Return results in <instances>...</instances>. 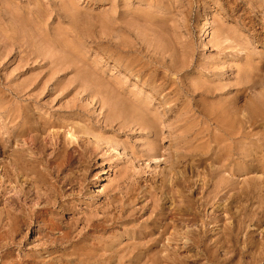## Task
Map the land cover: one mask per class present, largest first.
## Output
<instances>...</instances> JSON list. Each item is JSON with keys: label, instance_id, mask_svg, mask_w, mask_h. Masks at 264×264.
I'll return each mask as SVG.
<instances>
[{"label": "rangeland", "instance_id": "1", "mask_svg": "<svg viewBox=\"0 0 264 264\" xmlns=\"http://www.w3.org/2000/svg\"><path fill=\"white\" fill-rule=\"evenodd\" d=\"M68 1L72 5L70 3L68 4L73 6V9L77 12L76 27L73 26L75 24L70 25L71 23L66 20L67 18L63 17L64 15H62L61 18L57 13L60 9L59 5L61 3H65L64 5H67L68 9L72 8L66 4ZM38 14L39 16L42 15L41 21L34 18V22L32 17L35 15L38 16ZM15 17H17V19H15ZM106 22L108 23L106 24ZM115 23L120 27H118L119 29L116 27L120 30V32H118V34H120L116 37L117 39L114 37V41L121 42L123 40V44L126 42L130 43L132 46L130 45L128 47L131 51H129L127 45H125L127 48L126 52L123 51L122 49L125 50V48L124 46H121L123 45L122 43L115 41L116 45L114 41H112V37L117 36L116 33L115 35L108 36V34H110H107L108 29V32H110L111 29L112 33V29L115 28ZM112 26L114 28H111ZM71 29L72 31L74 29L78 35H76V33L73 34ZM116 30L115 32L118 31ZM108 38H112V43H110L111 41ZM107 40L111 45L107 43ZM133 45L135 46L134 48ZM116 46H118V48ZM114 47H116V49ZM117 49H120L122 52H118ZM113 57L116 59H113ZM118 58L121 59L119 60L120 63H117ZM246 59H250L251 61L254 60L256 64H259V67L256 66V70L254 68L255 66L252 67V70H250L251 67H248L249 71L247 70L246 72L247 68H245V64L247 65L248 63ZM114 60H117L116 63ZM122 60L124 63H122ZM134 60L137 61L136 64H134ZM130 62L134 65H131L130 69L126 68ZM125 63L128 65H125ZM137 69L139 73L135 72ZM139 69H142L144 72ZM240 69L244 71L242 73L246 75V77L255 75V77L252 76L251 79L255 78L257 79L256 82L259 83L258 85L255 82L252 83V86L254 87L257 85L253 89L250 83H247V81L251 80L250 77L248 78L250 80L244 79L248 84L247 85L244 82V85L246 84L247 87L250 85L253 89H247V92L243 93V95L246 94L245 96L237 94L236 92L240 87V85H238V88L236 87L237 83L239 80L243 82L242 77H244V75H239V72L241 71ZM141 71L143 73H141ZM153 71H155V74ZM146 75L147 78L149 75H153L151 78L152 83L150 81L151 84L148 81H145ZM203 76L204 78H201ZM196 77L197 79L195 80L194 78ZM153 78L156 80V85L162 84L165 88L167 87L165 90L168 91L169 89V91H158V85L156 86L154 84ZM191 78L195 81L198 80L197 82L192 80L195 85L190 83L191 85L197 87L198 84L204 81L205 83L203 82L202 84L205 88L206 85L207 88H209L210 86H208V84L213 80L211 83L217 84L218 88H215L217 91L219 90L218 93H224L222 91L226 90L225 93L229 92L226 94L228 98L230 97L232 99V97H236L237 101L239 100V103H237V101L235 102V98V100L232 99V101L233 103L235 102L239 104L240 106L236 105L241 108H244L245 106L250 107V105H247L250 102H253L254 105H251H253L254 108L261 106L259 104L257 105V103H264V0H0V173L2 166H5V164L8 163V155H10L12 151L22 147L21 145H24L25 151H37L38 145H41L42 143V139L46 145L44 151L46 150V154L50 155V153L60 147L62 141H67L66 139L70 141L72 139L70 137L71 135L65 133L70 130L68 131V128L65 129L64 126L67 125L70 128L72 127V130L73 126L74 128L77 127L76 129L80 126L82 129H85V126H87L89 131L86 129V134L76 133L77 135H73L74 137L71 141L73 144L75 142V145H71H77V150H83L81 147L79 148V142L76 136H84L92 142L91 145H89L91 142L87 143V148L89 150L94 149V151H97V155L92 157L93 159L90 163H83L81 165L78 163L75 164L71 171L73 173L71 174H73L72 176L77 181L76 187L72 190L68 186L66 188L68 194H74V199L72 201V203H74V208H72L70 212H64L61 207L57 206L53 212V216H57V220L61 219L59 222L63 227L64 225H67L65 228L69 225V227L74 225L73 227L76 226L78 228L76 221L79 218H84L86 214L88 216L92 214L93 216V211L95 213L98 212L96 214H99L98 216L102 217L106 216V214L109 216L110 211V217L112 219L117 217L115 220H118L117 222L120 223L121 220L118 215L120 214L121 216L123 213V217L128 216L130 214L128 211L131 210L133 213L130 214V216L132 215V218L129 216L130 220L128 219L129 217H124L126 219L122 218L130 222L133 220L132 223L129 222L128 226L130 227H127V225L121 226L116 223L118 225L115 224V228L111 233L107 231L108 234L107 232L104 234L101 233L99 236H102L104 240L108 237V240H106L109 244L111 243L110 241H112V245L114 244L115 246L113 245V247L115 248L120 241V245L117 246H121L122 249H126L127 247L131 248L132 245L130 244L133 243H128V241L131 242L130 240H135L134 242L139 240L141 243L136 242L133 245H136L137 243L141 245L144 241L146 242V240L141 241L140 239H135V237L139 236L141 238L142 236L139 235L141 234L139 231L144 229L145 224L143 223L147 222V225L150 222V220L149 222L147 220L153 212L151 210L153 208V203L152 198L150 197L152 194L154 195L153 199L156 198V201H160L161 199V202L158 201V203L162 204L161 207L165 206L167 209H174L175 206L179 205V202L183 200L182 196L188 195L200 199L203 187L205 186L203 184L207 183L206 181H209L210 179L209 171H211V168L209 169V166L207 165L198 164V158H194L196 160H191L194 155L195 157L199 156L198 154H195L199 153L196 148L198 145L194 147V144L198 143L195 134L199 128V120L198 124H195L196 122L194 123L198 117L196 109L202 106V102L205 101V98L203 99L202 97L201 99L200 96H197L201 89H205L202 88L203 85H201V88H199V85L198 88L194 87L196 90L199 89V92H196L193 88L195 91V93L192 92L193 96H189L192 95V93H188L184 90L185 88L182 91L183 84L187 80L190 82ZM258 79L260 81H258ZM143 81L149 83L152 87H150L149 84V86L147 84L144 85ZM171 81H174L173 84H175L176 88ZM182 81L184 82L181 83ZM206 82L208 84H206ZM211 83V87L214 88V85ZM225 85L227 86L224 88L223 86ZM169 86H173L174 88L171 87L173 90L180 89L175 90V92L178 91L177 94H170V90L172 91V89H170ZM155 87L157 90L153 89ZM219 87L223 88H221L222 91ZM166 93L172 97L171 99H173V94L176 97L179 94L178 98L174 97L178 101L176 100L177 102L175 103V99H173L169 102L170 97L169 99L168 97L163 99V96ZM160 94H163L161 95L162 97L159 96ZM184 94H187V100ZM230 94L233 96L231 97ZM236 94L237 96H234ZM180 95L182 96L180 97ZM238 95L240 96L238 97ZM114 96L116 99H114ZM188 97L191 98L188 99ZM197 97L199 101L201 99V103H198ZM194 98L196 99L195 101H197H194L196 104L193 103ZM182 99L184 100L182 101ZM167 100L169 103L166 102ZM188 100L192 103L188 102ZM210 100L211 99H207L206 101H209L207 103H211L212 100ZM114 101H126L124 104L131 105L132 107L133 104L137 103L135 107L138 108H135L136 110H140L139 104H143L141 106L142 111L144 110V114L146 112V115L148 114V116L145 115L146 118L149 116L152 117L151 119L154 117V119L157 117L160 118L157 123L153 119L156 123L155 130L154 128L153 131H150L149 129L146 130L147 128L143 129L139 126H134L133 124L122 125L121 127L117 126L116 122L111 126L104 123L106 120L105 118L107 117H109L107 120L110 119V117H118V115L114 116L116 106H109L111 102L115 104ZM181 101H186V104H182ZM103 102H106V105H104ZM254 102H256L257 106ZM241 103H244V105ZM102 104L104 106H102ZM121 104L124 105L123 103ZM203 104H206V102ZM183 105L186 107L187 111L184 110L185 107ZM187 106L190 109H188ZM253 106L251 108H253ZM262 106L258 109L256 108V110L259 112L261 109L262 113H259L264 116V106ZM182 107H184V109ZM27 108L30 109V112L26 110ZM168 108H171L170 111H172V113ZM181 108L182 111L180 113L178 111ZM123 109L124 108L122 107L121 110ZM191 109L194 112L193 115L196 119L193 117ZM121 110L118 108L119 114H121ZM136 110L134 111L136 112ZM25 111H27V114H34L31 117L30 115L28 116ZM127 111L128 110L125 112ZM134 111L132 110L133 113L128 112V115L131 113L130 116H128L127 113L123 116L127 117L128 121H131L133 118L131 117L132 114L135 115ZM142 111L140 110V112ZM188 111L191 112L189 113ZM138 112L139 111H137V114H139ZM12 113H14V116L16 113V116L13 117L14 122L10 120L13 116ZM167 113L168 116H165ZM185 114H187V119L192 116V120L188 119V121H184L183 119H186L184 118ZM189 114H191V116ZM19 115L22 117L26 115L27 117L23 122L24 124L22 127L19 126ZM125 117H121L120 115V118L118 117V122L126 121L125 124H127L128 122L125 120ZM150 117L148 119H150ZM39 118H41V121ZM46 119L49 121L50 119L53 120L54 122L52 123H54L53 125L56 127H54L49 121L47 122ZM29 120H33V124L35 126L37 125L36 131L35 129H32V127L35 128V126H29L31 125ZM37 122H39V126L38 124H35ZM187 122L195 124V129L193 128V124L192 126L190 125L191 129L188 128L187 125L189 126L190 123ZM25 123H27V125L29 124L28 129L26 128L27 126ZM55 123H60L59 125L64 124L63 126H58ZM260 123L261 121L258 124ZM263 123H261L262 126H260L261 124L258 125L261 127L258 128V130H261L262 132L258 130L254 131L263 135ZM44 124H47L48 127ZM13 125L17 127L15 128ZM51 126H53L52 129H49ZM105 126L107 128H105ZM184 126L188 128L189 131L192 130V128L194 130L192 132L188 131L189 134H185L184 129L182 130ZM30 127L31 129L29 130ZM22 128H24V131H22ZM37 128L39 129L38 131ZM40 128L43 130V134L42 130L39 132ZM13 129L15 130V134L18 132V134H16L17 137H22L21 139L16 137V139L21 140H17L18 143H20V147L15 141L16 139L14 140L15 142L10 139V133ZM82 129L80 128L78 130ZM156 129H158L157 132ZM31 130H33V133ZM19 131L20 133L25 132V135L23 134L22 136H19L21 135ZM74 131H72L71 134H75ZM28 132H31L33 135ZM52 132L59 133H56L58 136L60 135L59 140L56 139L58 136L56 137L54 133L51 134ZM39 133H41V136H39ZM186 135L187 137L190 135L188 137L189 139L187 138L188 141L183 139ZM30 136H38L40 138L37 137V139L33 141L34 138ZM254 137L255 136L252 137L253 140L251 139L252 142H254H251L252 146L257 142L255 141L257 138ZM31 138H33V140ZM194 138L196 139L194 140ZM190 139L193 141L191 142ZM184 141H187L190 146H192L191 143H193L191 149H196L194 150L195 153H192L193 157H191L192 155L190 156L191 158L189 155L194 151H191L189 148L190 146L188 147V143L185 145ZM183 145L187 148L183 147ZM94 146H96L97 150H95ZM148 148H150L151 152H157V154L163 156L162 159L166 160L164 162L162 160V162L156 163V161L148 158L149 154H152ZM177 151L180 152L177 153ZM184 151H188V153ZM179 153L183 154V157L190 153L188 155V159L190 160L183 158L184 161L186 160L184 162L183 159H180L182 157ZM175 156L180 157L177 158ZM175 159L178 160L177 163L180 160L178 165L183 161L182 164L180 166L176 165L177 163H175ZM171 164H173L172 170H175L177 166L176 171L173 172L170 169ZM174 164L176 166H174ZM105 169L106 173H104ZM65 174H68V171L63 173L61 178H63ZM259 175L260 173L258 175L253 174L252 176H248V178ZM172 177L174 179L177 178L174 180ZM184 178H187L186 180L190 182H186ZM164 179L165 184L162 181ZM241 179H244V177ZM216 180L217 179H214V182H216ZM61 181L64 182L63 179ZM209 185H211V183H209ZM204 188L206 190L207 187L205 186ZM197 190L198 192L200 191V194L196 193ZM150 191L152 193H150ZM8 196H14V191ZM114 196L116 199H114ZM32 198L33 200H30L29 205L40 204L42 202V200L37 199L35 196ZM111 200H117L115 201L117 203H111ZM126 200L129 203L125 202ZM124 202L126 204L128 203L129 205L126 206L129 207L122 206V208H120L119 204L122 205L121 203ZM110 203L112 205H109ZM106 205L109 211H107L108 213L106 211L103 213L102 211L105 210L103 208H106ZM258 205V202H256L252 206L253 208H256ZM108 206L112 207L111 209L115 213H113ZM114 206L117 207L114 208ZM124 207L126 209L129 208V210L127 209L128 211H126ZM99 208H102L103 210H100ZM238 208L241 210V206L237 205V208L234 207V211L237 209L235 212H239L240 210ZM205 211L207 216H209L211 211L213 212V209H211V206H208V209ZM218 212L220 216L225 215L221 214L222 212L217 211V213H215L217 216L219 215ZM206 214L202 212L201 219H203L202 221L209 223L208 221H210V218L208 219ZM154 216L155 214L152 215L151 221L154 219ZM225 216L222 217L225 218ZM189 217L190 216L187 218ZM96 218L98 217L96 216ZM187 218H185V222L180 225L183 233H194L196 230H200L203 226H201L202 221L190 222ZM228 218L229 216H226L225 222L232 221V219L229 220ZM212 224H206L205 227L208 228L207 230H209V233H206L204 240L206 241V244H209L208 247H210L212 253H215L216 251L215 256H212L215 257L213 258L214 260L212 257L210 259L206 256L207 253L203 248L193 246L191 248L188 247L189 249L186 247L179 252V255L182 256V264H210V262L207 263V259H209V261L212 260L211 264H218V260L220 264H244L245 262L247 264H252L251 262L255 257L258 259L257 256H259V254L262 256L264 253V245L262 246V244H264V224L258 227L259 225L255 223H248V235L252 234L251 236L249 235L251 239L248 236V242L250 244L253 242V245H250L252 248H250L249 245L247 246L248 248L246 247L243 243L244 237L242 236L240 240V242H242L238 244L240 248L236 247L237 250L235 246L232 248L233 245L231 246V244L230 247H228L229 244L226 245V247H221L214 243L216 241L215 238L218 237L217 234L219 233L215 232V230L221 225V223L218 225H215V223ZM80 226L82 227V225ZM124 226L129 228V230L131 226L134 227L132 231H130L131 234L126 233V231L129 230ZM81 227H79V230ZM202 228H204V226ZM115 230H118L116 235L114 233ZM123 230L126 231L120 234L119 232H123ZM133 234L135 237L132 236ZM119 235L120 238H118ZM29 236L32 239V242L34 238L36 239V235L29 234ZM112 237H115L114 242L116 243L113 242L114 239ZM249 240H252V242ZM256 240L260 241L258 243H260L262 247L255 244V242L257 243ZM32 242L30 240L26 243V245L23 246L24 250L22 252L17 248L18 250L16 249L14 256L11 257L12 260L11 258L5 259L6 263L10 260L8 261L9 264H15L14 262H16V259L19 260L22 255L27 256L30 251L29 249L35 245L34 243V245L31 244ZM121 243H123L124 247ZM125 243H128L129 246L126 244L125 247ZM241 244L245 245L246 249H244L245 247ZM210 245L212 246V249L213 247L217 248V246L220 248L217 250H215V248V251H212ZM254 245L255 247H253ZM118 249H120V247ZM245 251L247 252L242 253ZM248 251L250 255L248 254ZM252 252L254 255L255 252L259 254H257V256L255 255L253 258L254 255L251 256ZM170 253H172V251ZM236 253L237 255L239 253L241 254L237 257ZM164 254L167 255L169 253L165 252ZM216 256L218 257V260ZM233 256L235 260L233 259ZM239 256L242 259L239 258ZM262 257H264V254ZM262 257L259 258L261 260H257L256 258L255 260L264 264V258ZM238 261L242 262L240 263ZM256 261H253V263L257 264ZM126 262L124 264L132 263L129 261ZM136 264H140V262Z\"/></svg>", "mask_w": 264, "mask_h": 264}, {"label": "bare ground", "instance_id": "2", "mask_svg": "<svg viewBox=\"0 0 264 264\" xmlns=\"http://www.w3.org/2000/svg\"><path fill=\"white\" fill-rule=\"evenodd\" d=\"M90 1H95V0H90ZM103 1H105V0H103ZM68 3H70V2L68 1L66 4H68ZM64 4L65 3H63V4L61 3L59 5L60 9L57 13L59 14V16L61 18H62V15H64L63 17L67 18L66 20H68L71 23V24L70 23L69 24L70 25L75 24L73 26L76 27V24H77L76 23L77 22L76 10L73 9L74 7L70 6L69 4L68 5L72 8L68 9L67 5L65 6ZM31 12H32V9H31ZM35 13H37V12H35ZM32 16H34V15H32ZM41 17H42V15L39 16V14H38V16L35 15L32 18H33V21L35 22V19L41 21ZM60 17H59V19H60ZM15 19H17V17H15ZM23 20H24V18H23ZM107 23L108 22H106V24ZM115 24H114V27L118 28L119 26H117V24L116 25ZM109 26H108V28H109ZM114 27L112 26L111 28H114ZM115 28L112 29L114 34H113V32L111 33V29H110V32H108L109 29L107 31V34L110 33V34H108V36L115 35V33L117 34V36L112 37L113 38L112 41H114V39L116 37H118V35L120 34V33L118 34V32H120V30H118L120 27L118 29L116 28L118 31ZM106 30H107V28H106ZM115 30L117 32H115ZM74 31H75L74 29H73V31L71 29V32H73V34L76 33V35H78L77 32L76 31L74 32ZM112 38H108V39L111 41ZM112 41L110 43H112ZM115 41H114V43L116 44V42L122 43L123 40L121 42H119V41L115 42ZM107 43L110 44L109 41ZM125 45H127V48L129 49V51H131L130 48L128 47L131 44L128 42L121 45L122 47L124 46V48H125V50L124 49H122V50L126 52L127 48L125 47ZM119 46H120V44H119ZM116 47L118 48V46H116ZM116 47H114V48L116 49ZM134 47L135 46L133 45V48ZM133 48H132V52H133ZM119 50L117 49L118 52H122L121 50L120 51ZM129 53H131V52H129ZM113 59H116V58L113 57ZM119 60H121V59L118 58V61L116 60L117 63H120ZM249 60L246 59V61H248L247 65L245 64L246 62L244 63L246 66L245 68H247L246 72H247V70L249 71L248 67L249 68L251 67L250 70H252V67L255 66L254 68L256 70V66L259 65L258 63L256 64L254 62V60L253 61H251V60L249 61ZM116 61H115V63H116ZM127 62H129V61H127ZM136 62L137 61L134 60V64H136ZM122 63H124L123 60H122ZM128 64L125 63V65H128L126 68H129V69L131 68V65L132 66L134 65L131 62ZM125 65H124V68H125ZM254 68H253V70H254ZM139 70H142V69H139ZM243 70H245V69H243ZM142 71H141V73L144 72V71L143 72ZM135 72L139 73L138 69ZM153 72L155 74V71H153ZM156 72H157V70H156ZM242 72H244V71L241 70L239 72V75H241V76L244 75ZM246 72H245V74H246ZM205 75H207V74H205ZM152 76L153 75H149V77L147 78V75H146V78L144 77L145 81H148L150 83ZM241 76H239V77H241ZM252 76L253 75L246 77V75H244V77H246V78L242 77L243 82L241 80H239L240 83L238 82L239 78L237 79L238 83H237V86L236 85L235 86L238 88V85H240V87H241V88L239 87V89L237 91L235 90L237 92V94L243 95L244 92L245 93L247 92V89L253 90L259 84L256 82L257 79H255V78L251 79ZM258 76H260V75H258ZM249 77L251 80L248 79ZM253 77H255V75ZM201 78H204V76ZM258 78H260V77H258ZM194 79L196 80L197 77ZM194 79L191 78V81L192 80L195 81ZM244 79L250 80L251 82L247 81V83L248 84L250 83L251 86H252V83H254V82L257 85L254 84L256 86L255 87L252 86L253 89L250 85H249V87H247L246 86L247 83H246V81H244ZM191 81L189 82L187 80L186 81L187 83L185 82L186 84L185 83L183 84L184 86L182 88V91L185 88L184 90H186L188 93L189 92H190V94L192 92L195 93L194 87H196V86H193V85H195V83H193V81L192 82ZM197 81H195V82H197ZM211 81L213 82V80H211ZM211 81H210V83H211ZM258 81H260V80L258 79ZM153 82H154V84L156 83V80H154V78H153ZM173 82L171 81L172 84H173ZM183 82L184 81H182L181 83H183ZM244 82L246 83L245 85H244ZM149 83L144 82L143 84L148 85ZM151 83H152V81H151ZM171 83H169V84H171ZM190 83H193V85H191ZM202 83L198 84L199 88H201V85H203ZM210 83L208 84L206 82V84H208V86H210V87L207 88V85L205 84L206 88L203 85L202 88H205V89H201L200 92L198 91L199 89L198 90L195 89L196 92L197 91L199 92V94L197 95L198 97L200 96L201 99H202V97H203V99L205 98L204 99L205 101L202 100V101H204L201 104L202 106H200V107H198V109H196L198 112V115H197L198 117H197V120L194 121V123L196 122L195 124H198V120H199V128L196 131V134L194 132V134L197 136V142L198 143H195L196 145L194 144V147L198 145L196 148L200 154L195 153L194 150H196V149H193V150L191 149L193 146V143H191L192 146H190L189 143L187 142L188 141L187 138L190 135H188V137L186 135V137L183 139L187 140V141H184L185 145H186V143H188V147L190 146L189 148L191 149V151H194V152H191V154L189 153L190 155L186 154L187 156H185V154H184L185 157H183V154H181V153H184V152L188 153V151H190V150L179 153L182 157L180 159H183V158L188 159L192 155V153L198 154L199 155V156L197 155L198 157H195V155L193 157V155H192L191 157H193V159L190 157L191 160H196L194 158H198V161H197L198 164L207 165V166H209V169L211 168L210 169L211 171H209L210 179H209V181L208 180L206 181L207 183L203 184L207 188L205 190V188H204L205 186L204 187L202 186L203 192H202V196L200 197V199H196V198H193V197L188 196V195L182 196L183 200L180 201L179 202L180 204L175 206L174 209H167V208H165V206L161 207L162 204L158 203L159 200L156 201L155 200L156 198L153 199L154 195L152 194V196H150V197L152 198V203H153L152 207L153 208L151 210L153 212L151 211L152 212L151 216L147 220L148 222L150 220V222L147 225H146L147 222L143 223V224H145V227L143 230L141 229L142 231L141 230L139 231L141 234L138 233L139 235L142 236L141 238L139 236H138L139 238L135 237L134 234L132 235L133 237H135V239L137 238V239H140L141 241L146 240V242L144 241L145 242V243L143 242L144 244L142 243L141 245H139L138 243H141V242H139V240H137L136 242H138V243L136 244L137 245L136 246V245H133L134 243H136V242H134L135 240H130L131 242L128 241V243H133V244H130L133 247L132 246H131V248L127 247L128 249L127 248L122 249L121 246H119L120 249H118L119 247L117 245H120V242H121L120 239H119L120 242L118 241L119 244H117L116 248H115V247H113L114 244L112 245V241H110L111 242L110 244L108 243V241H107L108 237L105 236L106 234L104 236L106 237L107 240L106 239L104 240L102 238V236H99V234H101V233L104 234L107 231H109L111 233V231L115 228V224L118 223L117 222L118 220H115V219H117V217H116L117 215L115 216L116 217L115 219H112L110 217V211L107 209V205H106V208H103L105 210H103L102 208H99V209L100 210L102 209L103 213L105 211L106 212L109 211V216H107L106 213H105L106 216H104V217L98 216L99 214H96L98 212L95 213L93 211V214H94L93 216H95V217H93L92 214L90 216H88L86 214L85 217L86 216H88V217H86V218L84 217L82 219L77 217V218H79L76 221V223L78 224L77 225L78 228L76 226L73 227L74 225H72V227H69L70 226L69 225L67 228H65L67 225L66 226L64 225V227H63L62 224L59 222V220L61 221V219L57 220V216L56 217L53 216L54 215L53 212L57 206L61 207L64 212H70L72 210V208H74L73 207L74 203H72V201L74 199V194H72V193L68 194V190H66V188L68 186L72 190L76 187L77 181L72 176L73 174H71V173H73L71 171L73 170V167L75 166V164L78 163L79 165H81L83 163L84 164L85 163L87 164L88 162L90 163V161L93 159L92 157H95L97 155V153H96L97 151H94V149L89 150L87 148L86 145H88L87 143H90L91 140H89L88 138H85L84 136L83 137H80V136L77 137L76 136V138H78L79 143L78 142L77 143L79 145V148L81 147L83 150L78 149L79 150L78 151L77 145L76 146L71 145V144H73V142L71 141L74 137L73 135H77L80 133L86 134L87 131H89L87 126H85L86 127L85 129L84 128L82 129L81 126L78 127V129L81 128L82 130H78V129H76L77 127L74 128V126H73V130L71 129L72 127L70 128L67 125H66L67 127L64 126L65 129L68 128L67 130L68 131L70 130L69 132H65V133H68V135H71L70 137L72 139L70 141H68V139H66L67 141H65L64 140L65 138H64L63 139L64 141H62V142L60 141L61 142L60 147L58 146L59 147L58 149H55V151H53L52 153H50V155H48V154H46V150L44 151L46 145L44 144V142H43L44 140L42 141V139H41V142H42L41 145H38V148H40V149L37 148V151H28V150L25 151L24 145H21L22 147H20V143H18V141H21L19 139H21L22 137L21 138L17 137L16 134H18V132L15 134V130H14L17 126L13 125L15 128L11 131V133L9 132L10 133V139H12L13 142L16 141L19 144L20 148L15 150V151H12V152L10 151L11 154L8 155L9 157L7 158L8 163H6L7 165L5 164V166L4 165L2 166V170L0 173V264H7V263L9 264L8 261H10V260H8L6 263L5 259H7V258L9 259V258L13 257L15 250L17 248L22 252L24 250L23 246L26 245V243H28L30 240L32 242V239L30 238L29 234L36 235L35 236L36 239L34 238L33 242L31 243V244L34 243L35 245L33 244L34 246L32 245L33 247L29 249L30 251L28 252L27 256L22 255L19 260L15 258L16 259L15 260L16 262H14L15 264H124L126 261L127 262L129 261V262H132L135 264L139 263V262H140V264H143V263L144 264H146V263H151V264H182V256L179 255V252L186 247L191 248L193 246H197L199 248H203L204 251L207 253L206 256L211 259V257L215 256V254H216L215 250L220 248V247L218 248L219 245L221 247L222 246L226 247V245L229 244L228 247H230V244H231V246L233 245L232 248L234 246H235V248L236 247L238 248L239 247L238 244L242 242V241L240 242L242 236L244 237L243 243L246 245V247L249 245V247L252 248L251 246L253 245L252 244L253 239L249 240L252 242L251 244L248 242V236L250 235V234L248 235V231H247V229L249 227L248 223H255V224L259 225L258 227H260V225L264 224V136H263L264 134L262 135L261 133L254 131V130H258V128H261L258 125H260L261 123L264 122V116H262V114H260V113H262L261 112L262 110L261 109L259 110L260 113L256 110V108L257 109L260 108L264 103L263 104H262V102H261V104L257 103V105L258 104L261 105L258 107L256 105V102H254L255 105L257 106L256 108H254L253 102L251 103L249 100L250 103L248 102L249 104H247V105H250V107L245 106L244 108H241V107H239L240 105L237 104V103H239V100L237 101L236 97H232L233 95L231 96V94H230L232 99L233 100L236 99L235 102L237 101V103H235V102L233 103L232 99L230 97L228 98V96L226 95L229 92L225 93L226 90L222 91L223 88L221 87L222 88L221 89L219 87L220 90L224 93H218L219 90L217 91V89H216V88H218L217 84L211 83L214 85V88H212L211 87L212 85H210ZM165 85H168V84H165ZM198 85L196 88H198ZM242 85H244V86H242ZM173 86L175 87V84H173ZM173 86H171V87H173ZM226 86L227 85H225L223 87L225 88ZM150 87H152V86L150 85ZM171 87H170V89H172ZM180 87H182V86H180ZM157 88H158V91H161V92L167 91V90H165L167 87L165 88L164 85H162V84L158 85ZM157 88L155 87L153 89L157 90ZM178 89H180V88H178ZM178 89H175V90H178ZM175 90H173V89H172V91L170 90V92H171L170 94H172V93L177 94L178 91L175 92ZM158 91H156V92H158ZM168 91H169V89H168ZM179 91H181V90H179ZM232 91H233V89H232ZM167 94L168 93L164 94L163 99H166V97H168V99H169L170 95H167ZM179 94H180V92H179ZM179 94L177 97L174 96V94L172 95L173 99H175V103L178 101L176 98L179 97ZM232 94H233V92H232ZM237 94L234 96H237ZM161 95H163V94H160L159 96H161ZM184 95L186 96V100H187V94H184ZM245 95H243V96H245ZM181 96L182 95H180V97ZM189 96H193V93H192V95H189ZM239 96L240 95H238V97ZM174 97H176V98H174ZM198 97H197V99H198ZM171 98L172 97H170L169 102H171L170 100H173ZM189 98H191V97H188V99ZM114 99H116V97ZM184 99H182V101ZM201 99H200V101H201ZM207 99H211L212 102L207 103V102H209V101H206ZM190 100H188V102H191ZM195 100L196 99L194 98L193 103ZM197 101H198V103L200 102L199 99ZM197 101H195V102H197ZM116 102L117 103L119 102V103L117 104ZM116 102H115V104H113V102H111L112 105L109 104V106H111V107H113V105L116 106V111H114L115 114H114L113 110L112 109L111 110H112L114 116L118 115L119 118H120V115H121V117H125L123 115H125L126 113L128 115V112H132V110L134 111L138 108V107H135L137 105V103L133 104V107H134V109H133V107L131 105L124 104V102L126 103V101H124V102L123 101L122 102L116 101ZM166 102H168V100ZM205 102H206V104H203ZM121 103H123L124 105H122ZM103 104L106 105V102H103ZM103 104H102V106H104ZM163 104H162V107H163ZM182 104H186V101L182 102ZM194 104H196V103H194ZM236 104L239 106H237ZM251 104H253V105H251ZM139 105L138 106H139L140 110L142 111L141 106L143 104H139ZM160 105H161V103H160ZM174 105H176V104H174ZM242 105H244V103ZM245 105H246V103H245ZM124 106L126 107V109ZM252 106L255 110L253 108H251ZM122 107L124 108L123 109L124 111L121 110ZM184 107H182V108L184 109ZM118 108H119V110L122 111V112L119 111L121 114L118 113ZM182 108L178 112L181 113ZM187 108H188V106H187ZM28 109L29 108H27L26 110L30 112V109L29 110ZM129 109H132V110H129ZM144 109H145V107H144ZM170 109H169V111H170ZM188 109H190V108H188ZM126 110H128V111L125 112ZM140 110H136V112L134 111L135 115L132 114V116H131L134 119L132 118L131 121H128V118L125 117L126 118L125 120H127V122L129 124L128 123L125 124L126 121L125 122L124 121L118 122V120H119L118 117H116V118L110 117V119L107 120V118H109L107 116H106L107 118H105L107 121L105 120V122L104 121L103 122L106 123L107 125H110V126L115 124V122H116L117 126H121V127H122V125L133 124L134 126H139L143 129L147 128L146 130L149 129L150 131L151 130L153 131V128L155 130V128H156L155 125L157 122H159L160 118L157 117L158 119L157 118L154 119L155 118L154 117L153 119L155 120V122H156L155 123L153 121V119H151L152 117L149 116L150 119H148L149 117L146 118V116H148V114L146 115V113H147L146 111H145L146 113L144 114V110L142 111L143 113L140 112ZM184 110H186V107ZM27 111H25L26 114H27ZM137 111H139L138 112L139 114H137ZM191 111H192V109H191ZM263 111H264V109H263ZM123 112H125V113L122 114ZM170 112L172 113V111H170ZM170 112H168V113H170ZM168 113H167V115H165L166 113L164 115L168 116ZM191 113L193 115L194 112L192 111ZM12 114H13V116L11 117L10 120L14 122L13 117L16 116V113H15V116H14V113H12ZM33 114L30 115V113H29L27 115L28 116L30 115L32 117ZM130 115H131V113H130ZM130 115H128V116H130ZM186 115L187 114H185V117L184 116L183 117L186 118L187 117ZM189 115L191 116V114H189ZM19 116H17V117H19ZM180 116H182V115H180ZM193 117H194V115H193ZM19 118H20L19 119V126L22 127V125L24 124L23 122L25 121V119H27V117L25 115L24 117L20 116ZM41 118H39V120ZM111 119H113V120H111ZM188 119L192 120V116H191V118L188 117ZM188 119L186 118L183 120L188 121ZM33 120H29L30 121L29 123L31 124V125L28 124L29 126H32V125L35 126L33 124L34 122H32ZM46 120H44V121H46ZM123 120H124V118H123ZM16 121H15V123H16ZM26 121H28V120H26ZM48 121L49 120H47V122ZM260 121H261V123L258 124ZM49 122L52 125L54 124V123H52L54 121L51 119ZM153 122H154V124H153ZM27 123H25V125L27 126L26 128L28 129ZM38 123L39 122H37L35 124H38ZM43 123H46V122H43ZM187 123H190V122H187ZM17 124H18V122H17ZM59 124L60 123H58L56 125H58V126L62 125L63 126L64 123L61 125H59ZM192 124L190 123L189 126L187 125V127L190 128L192 126ZM195 124H193V128H194ZM36 126H35V128L32 127V129H35V131H36ZM38 126H39V124H38ZM45 126H47V124ZM53 126L56 127L55 125H53ZM53 126H51V128L49 127V129H52ZM260 126H262V124ZM184 127L182 128V130L184 129L185 134H187V133L189 134V132H192L195 129V128L194 129L192 128V130L189 131L188 128H186V127L184 128ZM196 127H197V125H196ZM11 128H13V127H11ZM42 128L45 129L44 127H42ZM105 128H107V127L105 126ZM22 129L21 130L24 131V128H22ZM30 129H31V127L29 128V130ZM86 129H87V131H86ZM38 130L39 129L37 128V131ZM41 130L42 129L40 128L39 132H41ZM157 130L158 129H156V132H157ZM20 131H19V133H20ZM72 131H74L75 134H73V133L71 134ZM258 131L262 132L261 130H258ZM31 132L33 133V130H31ZM31 132H28V133L32 134ZM24 133H20L21 135H19V136H22ZM53 133H54V135H56V137L58 136L57 134H59L58 132H52L51 134H53ZM40 134L41 133H39V136H41ZM42 134H43V130H42ZM196 136H194V137H196ZM253 136H255L257 138L255 141H257L258 143L256 142L252 146L251 142L253 140L252 139ZM16 137L19 139H16ZM30 137H33V136H30ZM37 137L36 136L33 137L34 140H33V138H31V139L33 141H35V139H37ZM52 137H53V135H52ZM59 137H60V135L56 139L59 140ZM38 138H40V137H38ZM191 139H193V138H191ZM191 139H190V141H191ZM195 139L196 138H194V140ZM252 143H254V142H252ZM91 144H92V142L89 145H91ZM73 145H75V142ZM183 147L187 148L184 145H183ZM94 148H95V150H97L96 146H94ZM148 149L150 150V148H148ZM152 150H153V148H152ZM178 152H180V151H177V153ZM150 153H152V154H149L148 158L156 161V163L162 162V160L164 162L166 160V159H162L163 156L157 154V152H151V150H150ZM153 153H155V154H153ZM188 155H189V157H188ZM175 157H177V156H175ZM179 157L180 156H178L177 158H179ZM188 160H190V159H188ZM177 161L178 160H176L175 163H177ZM183 161H184V159H183ZM179 162H180V160H179ZM182 162H181V164H182ZM178 163L176 165H178ZM172 165L173 164L170 165L171 170H172ZM176 165L174 164V166H176ZM180 165H178V166H180ZM173 168H175V167H173ZM176 168H177V166H176ZM176 168H175V170H172V171L173 172L176 171ZM67 171H68V174H65L64 177L61 178L63 173H65ZM104 173H106V169L104 170ZM259 173H260L259 176H253V177L248 178V176H252L253 174L258 175ZM176 174H177V172H176ZM176 174H175V176H176ZM243 177H244V179H241ZM176 178L175 179L173 178V179L176 180ZM62 179L64 182L61 181ZM162 179H163V177H162ZM214 179H217L216 182H214ZM162 181L165 184V179ZM186 182H188V181L186 180ZM209 183H211V185H209ZM12 191H14V196H8ZM150 193H152V192L150 191ZM196 193L200 194V191L198 192V190H197ZM206 193H208V194H206ZM34 196L37 199L42 200V202L40 204L37 203V204L29 205L30 200L32 201L33 200L32 197H34ZM114 199H116L115 196H114ZM255 200H256V202H258L259 205H258V207L253 208L252 205L256 203ZM115 201H117V200H115ZM115 201L111 200V203H113ZM125 202H128V201L126 200ZM125 202L121 203L122 205L119 204V207L122 208V206L129 205L128 204L129 202L127 204ZM159 202H161V199ZM111 203L109 205H112ZM115 203H117V202H115ZM115 203H114V205H115ZM150 204H151V201H150ZM41 205H43V206H41ZM237 205L241 206V210L238 208L240 210L239 212L237 211L238 213L235 212L237 209L234 211V207L237 208ZM208 206H211V209H213V212L211 211V214L210 215L208 214L209 216H207L206 211H205L208 209ZM108 207H110V206H108ZM116 207L114 206V208H116ZM126 207H129V206H126ZM111 208L112 207H110V210L112 211ZM97 209H98V207H97ZM127 209L129 210V208H127ZM127 209H126V211H128ZM121 210H120V212H121ZM217 211L222 212L221 214H225L226 216H229L228 219L229 220L232 219V221L225 222L226 216L222 215V216H225V218L220 216L219 212H218L219 215L217 216L215 214V213H217ZM128 212L130 214L133 213V212H131V210ZM202 212L204 214H206V217H208V219L210 218L209 219L210 221H208L209 223L202 221L203 220V219H201ZM113 213H115V212H113ZM122 214H121V216H122ZM130 214L128 216H124V217L128 218L130 216ZM153 214H155V216H154V219L152 218L153 220L151 221V217ZM124 215H125V213H124ZM96 216L98 218H96ZM121 216H120V214L118 215V217H120V220H121L120 223H118V224H120L121 226L127 225V227H130V226H128L130 221L124 220L126 218H124L123 216L121 217ZM133 216H135V215H133ZM188 216H190V217L187 218ZM130 217L128 218L129 220H130ZM122 218H124V219H122ZM185 218H187L190 222L191 221H193V222L202 221L201 226L203 225L204 228H202L203 227L202 226L200 230L198 229V231L196 230L197 232L195 231L194 233H183V230L181 229L180 225H181V223L185 222L184 221ZM204 220H205V218H204ZM131 221L133 222V220H131ZM132 222H130V223H132ZM212 223H215V225L216 224L218 225L219 223H221V225H219L216 228L217 231L215 230V232H217V233L219 232L217 234L218 237L216 236L217 238H215L216 241L214 242L218 246H217V248L215 247L216 249L214 247L212 249L211 245H213V246H216V245H214V244L210 245L212 251L215 249L214 250L215 253L211 252L210 247H208L209 244L207 243L208 244L207 245L205 243L206 241L204 240V236L206 237V233H209L208 232L209 230H207L208 228H206L205 226H206V224L210 225ZM118 224H116V225H118ZM80 225H82V227ZM131 225H133V224H131ZM141 226H143V225H141ZM79 227H81L80 230H79ZM124 227L127 228L126 226H124ZM133 228H134L133 226H131L130 230H129V228H127L129 231H126L127 230L126 229L125 230L126 233H130V231H132ZM117 231L115 230V232H114L115 235H116ZM125 231L123 230V232H119V233L121 234V233H124ZM107 234H108V232H107ZM110 235H108V236H110ZM118 238H120V235ZM113 239H114L113 240V242H114L115 237ZM250 239H251V237H250ZM184 240H187V241H184ZM256 241H257V243L255 242V244H257L259 246L260 243H258V242H260V241L259 240H256ZM262 242H261V244H262ZM114 243H116V242H114ZM128 243H125V247H126V244L129 246ZM121 245L124 247L123 243H121ZM245 245H242V246L245 247ZM263 245L264 244H262V246ZM258 246H256V247H258ZM262 246L260 245V247H262ZM173 247H174V249H173ZM246 247L244 249H246ZM253 247H255V245ZM235 248H234V250H235ZM237 248H236V250H237ZM254 249H256V248H254ZM250 250H252V249H250ZM171 251H172V253H170ZM258 251H260V250H258ZM165 252L166 253L168 252L169 254L166 255V254H164ZM205 252H203V253H205ZM246 252L247 251L242 252V253H246ZM253 252L251 253V256L254 255ZM256 252H255V255L257 256V254H259V253H256ZM262 253H263V251H262ZM239 254H241V253H239ZM248 254H249V251H248ZM263 254H262V256H263ZM238 255L236 253L237 257H238ZM255 255L253 256V258L255 257ZM240 256H239V258H241ZM259 256L262 257L261 254H259ZM259 256H257L258 259L260 258ZM213 258H215V257H212V259ZM216 258L218 260L217 256H216ZM255 258L253 259V261H256ZM262 258H264V257H262ZM233 259H234V256H233ZM241 259H239V260H241ZM11 260H12V258H11ZM207 260H208L207 263L210 262V264H211L212 260L211 261H209V259H207ZM259 260H261V259H259ZM142 261H144V262L141 263ZM253 261L251 263L255 264V263H253ZM238 262H240V261H238ZM217 263L220 264L219 260L217 261ZM256 263L261 264L260 261H258V262L256 261ZM128 264H130V263H128Z\"/></svg>", "mask_w": 264, "mask_h": 264}]
</instances>
